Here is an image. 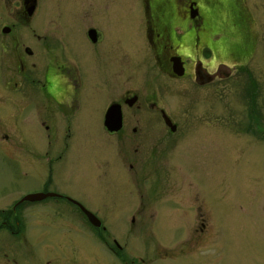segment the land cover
<instances>
[{"label":"flooded vegetation","instance_id":"obj_1","mask_svg":"<svg viewBox=\"0 0 264 264\" xmlns=\"http://www.w3.org/2000/svg\"><path fill=\"white\" fill-rule=\"evenodd\" d=\"M38 1L0 0V21H5L0 24V165L7 170L0 179V264H32L43 257L46 228L62 224L71 229L85 225L108 253L107 264H180L179 257L188 255L192 245H204L200 206L192 236L168 247L155 238L137 237L128 247L106 235L99 209L87 206L77 192L86 177L101 185L108 169L113 191L125 189L123 197L129 198L130 223H137L139 215L140 225L161 197L175 195L172 185L161 189L157 180L142 187L148 173L151 179L159 172L158 143L169 146L156 136L158 128L174 140L178 134L158 107L157 90L147 91L145 60L168 80L200 86L211 84L215 72L221 75L218 68L240 74L258 57L259 46L264 53L259 38L264 35V0H45L62 27L43 28V34L31 29L22 38L17 27H28ZM77 17L76 28L68 32V21ZM244 72V90L252 91L255 80ZM150 117L159 123L156 130L147 124ZM77 132L103 135L96 139L106 140L100 163L80 162L81 145L73 141ZM31 237L43 241L35 257Z\"/></svg>","mask_w":264,"mask_h":264},{"label":"rangeland","instance_id":"obj_2","mask_svg":"<svg viewBox=\"0 0 264 264\" xmlns=\"http://www.w3.org/2000/svg\"><path fill=\"white\" fill-rule=\"evenodd\" d=\"M44 2L38 1L39 10L28 27H17L22 38L31 29L43 34V28L62 27ZM67 14L71 19L75 17L72 9ZM4 22L1 20L0 24ZM77 22L78 17L68 21V32L76 28ZM259 38L264 44V35ZM260 47L258 57L248 61L240 74L230 67L216 69L221 75L215 72V80L206 86L185 79L168 80L157 74L146 58L142 70L146 72L147 91L157 90L158 107L175 123L178 134L174 140L165 137V129L158 128L160 133L156 136L161 135L169 146L158 143L159 172L151 179L148 173L147 180L141 181L142 187L148 188L151 181L157 180L161 189L172 185L175 195L161 197V207L145 212V224H139V215V221L131 224L130 208L126 206L129 198L123 197L125 189L113 191L108 169L101 185L92 176L83 178L77 197L86 201L87 206L99 209L106 235L128 242V247L137 237L155 238L168 247L193 235L192 226L200 206L206 222L204 245H192L188 255L179 257L180 264H264V53ZM32 61L41 64L40 58L32 57ZM244 70L255 80L252 91L244 90ZM135 82L132 77L131 85ZM152 120L150 117L147 124L156 130L159 123ZM100 134L74 133L73 141L79 140L81 145L80 162L100 159V163L105 158L106 140H96L103 138ZM6 174L7 170L0 165V179ZM32 229L40 231L38 227ZM46 229V251L39 245L43 241L35 243L30 238L33 256L41 251L44 254L32 260V264H107L108 253L93 240L85 225L71 229L62 224ZM57 239L63 241L60 246Z\"/></svg>","mask_w":264,"mask_h":264},{"label":"water","instance_id":"obj_3","mask_svg":"<svg viewBox=\"0 0 264 264\" xmlns=\"http://www.w3.org/2000/svg\"><path fill=\"white\" fill-rule=\"evenodd\" d=\"M219 69V68H218ZM177 75H181V72H175ZM198 84H202V83H199V82H197ZM165 118V120L167 119L166 117H164ZM168 122L166 121V124H167ZM25 199H31L30 197H26ZM81 210H82V212L84 213V215L87 217V219H88V221L94 226V227H98V223H96L95 222V218H94V216L92 215V214H90L89 212H87L86 210H84V209H82L81 208Z\"/></svg>","mask_w":264,"mask_h":264}]
</instances>
